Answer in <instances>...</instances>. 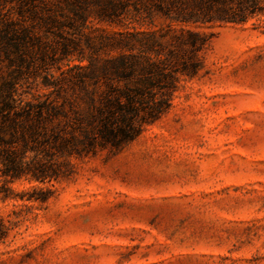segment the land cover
Listing matches in <instances>:
<instances>
[{"label":"rangeland","instance_id":"rangeland-1","mask_svg":"<svg viewBox=\"0 0 264 264\" xmlns=\"http://www.w3.org/2000/svg\"><path fill=\"white\" fill-rule=\"evenodd\" d=\"M26 1L55 9L56 22L25 15L21 61L0 51V85L19 69L22 97L64 102L70 117L85 107L77 73L88 58L167 26L149 16V0H112L107 10L104 0ZM16 3L0 0V13ZM183 27L207 35L200 70L179 77L155 122L71 156L48 132L25 154L58 177H21L0 190V264H264V16ZM40 191L46 201L35 199Z\"/></svg>","mask_w":264,"mask_h":264},{"label":"trees","instance_id":"trees-1","mask_svg":"<svg viewBox=\"0 0 264 264\" xmlns=\"http://www.w3.org/2000/svg\"><path fill=\"white\" fill-rule=\"evenodd\" d=\"M104 1L106 10L116 6L112 0ZM16 2L14 11L0 13V51L11 64L21 61L23 41L29 38L30 30L22 23L25 15L46 24L55 23L57 14L55 9L37 8L26 0ZM66 8L76 18L83 15L80 8ZM146 11L150 17L162 18L166 28L124 38L114 56L88 58L77 73L85 107L76 112L69 108L73 117L64 102L39 94L22 97L17 89L23 73L19 69L13 71L11 80L1 82V191H6V183L21 177L39 183L58 177L51 164L35 155L25 160L27 152L36 154V145L47 141L48 132L53 147L71 156L97 146H117L143 125L155 122L170 107L179 77L192 78L200 70L198 52L206 45L207 35L183 25L245 24L264 16V0H149ZM39 193L35 199L43 202L49 198L47 193Z\"/></svg>","mask_w":264,"mask_h":264}]
</instances>
